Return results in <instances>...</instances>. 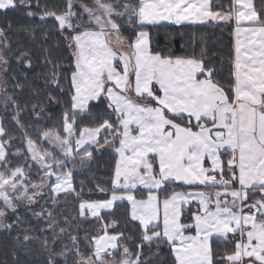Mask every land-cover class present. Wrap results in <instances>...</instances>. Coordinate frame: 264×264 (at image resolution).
Returning a JSON list of instances; mask_svg holds the SVG:
<instances>
[{
	"label": "snow or ice",
	"instance_id": "snow-or-ice-1",
	"mask_svg": "<svg viewBox=\"0 0 264 264\" xmlns=\"http://www.w3.org/2000/svg\"><path fill=\"white\" fill-rule=\"evenodd\" d=\"M16 7L17 0H0V10ZM44 17L54 18L72 49L66 135L42 133L59 155L28 138L27 154L17 150L24 163L14 167L0 143V217L5 209L16 211V200L35 203L43 187L67 192L68 160L79 155L83 163L91 149L110 145L116 154L111 198L81 203V215L88 209L102 220L101 209L127 201L142 241L166 244L172 264H264V13L252 0H231L223 14L209 0H92L79 11L75 0H66V11ZM209 21L235 24L227 87L202 60L154 54L144 30ZM125 23L136 32L127 42ZM94 101L107 114L98 126L80 129L77 117L90 115ZM34 166L42 172L40 184L28 175ZM108 227L89 240V251L77 247L75 264H116L108 257L121 247L119 264H142V253L133 259L122 233L110 234ZM217 243L226 245L219 254Z\"/></svg>",
	"mask_w": 264,
	"mask_h": 264
},
{
	"label": "trees",
	"instance_id": "trees-1",
	"mask_svg": "<svg viewBox=\"0 0 264 264\" xmlns=\"http://www.w3.org/2000/svg\"><path fill=\"white\" fill-rule=\"evenodd\" d=\"M230 7L231 0H215L211 9L228 12ZM254 8L264 13L263 0H254ZM64 11L66 0H25L23 3L17 0L15 9L0 10V32L8 43L4 54L7 60L5 85L14 105L7 112H0L5 133L2 142L11 161L8 166L24 163L17 156V150L27 154L28 138L42 145L44 131L55 130L65 135L63 113L71 106L72 49L68 46L66 32H61L54 18H41L45 12ZM144 30L150 35V50L154 54L202 60L206 67L215 70V78L228 86L234 67L232 22L148 25ZM122 35L127 42L135 38L136 32L125 23ZM92 104L95 107L90 115L77 117L76 126L80 129L98 126L107 114L104 104ZM91 150L89 170L84 174L72 173L71 192L53 195L48 188L33 207L19 205L15 212L5 210L0 227V264H49V261L75 264L77 247L81 252L89 251V240L110 224L114 226L108 227V232L122 233L121 245H127L133 257L138 251L142 253V264H172L173 256L166 244L142 241V229L130 220L127 203L115 204L110 211L101 214L102 220L79 214L81 203L108 199L112 189L116 154L103 147ZM36 169L34 166L29 171L31 181L39 180L41 172ZM101 188L108 191L101 192ZM72 237H76L75 242ZM225 247L224 243H217L214 250L219 254ZM121 252L122 247L115 256L119 257Z\"/></svg>",
	"mask_w": 264,
	"mask_h": 264
},
{
	"label": "rangeland",
	"instance_id": "rangeland-1",
	"mask_svg": "<svg viewBox=\"0 0 264 264\" xmlns=\"http://www.w3.org/2000/svg\"><path fill=\"white\" fill-rule=\"evenodd\" d=\"M75 2L77 4V10L78 11H79V4L82 3V4H87L89 6H91V4H92V0H75ZM220 4H218V5H220ZM221 5L222 6H225L224 3L221 4ZM84 17L86 19V14H84ZM210 22L212 23L214 21H209L207 23H210ZM160 24H170V23H168V22H161ZM183 24H185V23H183ZM7 49H8V43L6 41V38L0 32V57H2V59H0V69H1V72H0V112H7V111H9L10 109H12L14 107L12 97L8 93L7 88H6V85H5V76H6V73H7V60L5 59L4 54H5V52H6ZM26 64L28 65V63H26ZM0 127H2V125H1V118H0ZM41 142H42V146L44 148H47L48 150H51V151L55 152L57 155H59V149L58 148H55V147H53V145L49 144L48 141L43 138V136H41ZM0 143H3L2 142V136H0ZM25 148H26V152H27V140H26V143H25ZM103 149L104 150H112L113 151V149L111 148L110 145H105L103 147ZM31 163L34 164V162H31ZM90 163H91V159H86L82 163L81 162V159H80V156L77 155L75 159H69L68 160V162H67V168L65 170L66 171L70 170L72 173H75V174H84V173H86L89 170ZM8 167H13V166H8ZM36 167H38V166H36ZM0 170H3V168H0ZM28 175L30 176L31 174L28 172ZM41 175H42V172H41ZM41 175H39V180H37V181H33L32 180L31 182L32 183L40 184L41 183V179H40V176ZM46 189H48V187H43L41 189L42 194H43L44 190H46ZM49 190H50V192H52L50 188H49ZM72 190H73V185H72V188L70 190H68L67 192H60L58 194L69 193ZM31 191H32V189L29 188V192H31ZM58 194L57 193H53V195H58ZM41 197H42V195L36 196L34 198L35 199V203H29L26 199L16 200V201H14V203L16 204V206L22 205V206H26V207H33L35 204H37L39 202V199ZM110 198H111V194L108 197V199H110ZM254 198H255V196H250L249 197L250 200L251 199H254ZM92 202H96V201H92ZM83 203H91V202H83ZM118 203H127V201H115L113 203V206L110 209H101V214L104 213V212L110 211L115 206V204H118ZM0 206H2V202H0ZM129 209H130V206H129ZM5 210L12 211L11 209H5ZM186 211H187V209H186ZM79 212H80L79 214L81 215L80 206H79ZM81 216L82 217L96 218V217H93L91 215V212L88 209H85V214L84 215H81ZM2 218L3 217H0V227H2V225H3ZM134 222H136V221H134ZM112 225L113 224H110V227ZM107 231H109V230L107 229ZM147 243H149V242H147ZM121 258H122L121 257V254H120L119 257L118 256H115V255H114V257H108L109 260H113L114 259L116 261V264H119V261L121 260ZM133 259H135V257H133Z\"/></svg>",
	"mask_w": 264,
	"mask_h": 264
},
{
	"label": "crops",
	"instance_id": "crops-1",
	"mask_svg": "<svg viewBox=\"0 0 264 264\" xmlns=\"http://www.w3.org/2000/svg\"><path fill=\"white\" fill-rule=\"evenodd\" d=\"M212 1H215V0H209L210 6H212ZM252 3H253V6H254V0H252ZM263 5H264V0H263ZM219 12H221L222 14L226 13L225 11H221V10H219ZM212 23H225V22L224 21H215V22H212ZM185 24H190V23H185ZM232 24H233V32H234V57H235V46H236L237 37H236V34H235V24L233 22H232ZM158 25H160V24H158ZM241 39H243V36H241ZM148 41H149V47H150V35H149V33H148ZM173 59H175V58H173ZM91 103H93V102H91Z\"/></svg>",
	"mask_w": 264,
	"mask_h": 264
},
{
	"label": "water",
	"instance_id": "water-1",
	"mask_svg": "<svg viewBox=\"0 0 264 264\" xmlns=\"http://www.w3.org/2000/svg\"><path fill=\"white\" fill-rule=\"evenodd\" d=\"M0 72H1V69H0Z\"/></svg>",
	"mask_w": 264,
	"mask_h": 264
}]
</instances>
